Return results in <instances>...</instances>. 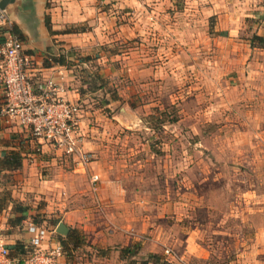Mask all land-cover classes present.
I'll return each instance as SVG.
<instances>
[{
    "label": "crops",
    "instance_id": "crops-1",
    "mask_svg": "<svg viewBox=\"0 0 264 264\" xmlns=\"http://www.w3.org/2000/svg\"><path fill=\"white\" fill-rule=\"evenodd\" d=\"M174 1L14 0L5 8L6 19L16 27L23 53L30 58L28 75L33 88L39 92L48 80H52L62 89L57 95L80 105L83 148L92 155L87 172L78 170L70 157L50 142L33 136L27 127L5 114L4 93L0 86V159L10 151L21 157V164L16 168L0 165V231L9 248L12 264H24L15 244L19 242L28 250L30 234L26 226L29 222L34 223V213L53 217L34 223L45 225L48 230L41 248L52 247L66 238L67 235L55 232L60 221L67 226L68 233L75 229L83 235L81 246H76L69 256L63 252L57 264H76L73 253L80 256L79 250L84 258L77 264H154L142 261L148 260L152 253L163 256V251L175 242L170 232L168 236L161 235L162 230L165 233L168 229L171 231V227L166 226L169 222H163V226L158 224L163 219L158 217L171 215L177 209L185 210L188 200L182 195L171 196L173 190L169 185L159 189L152 181L153 184H149L153 177L134 171L140 159L134 151L136 145L130 144L132 141L128 136L129 130L140 124L124 121V118L129 119L136 114L134 110L139 106L130 104L129 111L121 107L116 114L112 112L113 103L124 96L126 89L120 92V86L114 85L116 92L113 91V97L105 91L111 84L108 79L115 77L120 82L123 79L122 69H115L111 64L105 66L108 57L115 55L129 64L136 59L134 50L119 57L120 52L113 49L131 38H138L135 47L131 48L136 50V45L143 43L141 36L177 27L174 23L171 27L158 24L162 16L177 11L172 8ZM214 1L226 4L228 12L224 16L227 24L229 21L237 24L246 18L254 25L255 34L264 38V0ZM182 9L186 16V8ZM182 25L184 22L181 20L180 27ZM0 26L6 28V25ZM183 31H186L185 25ZM59 54L64 56V64L53 62L50 66L43 65L44 59ZM261 54V61L251 60L246 65L250 67V83H259L254 87L264 93V76L253 72L258 66L264 70V50ZM91 63H97L99 68L90 70ZM141 72L139 70L137 76ZM139 82V79L135 80V83ZM259 97H264V94ZM256 146L250 155L260 169V164L264 166V139H261L258 151ZM90 173L99 175L94 191L89 186ZM258 176L264 184V173H258ZM229 183L222 190L219 187L216 190L230 194L233 187ZM252 183V179L248 181L244 192L245 210L251 209L256 192L260 193V206L264 204L262 187L259 191L257 188L252 190ZM176 193L185 194L182 187ZM17 203L28 208L27 216L20 224L12 222L21 215L14 209ZM214 203L213 196L203 197L201 209L212 208ZM228 204L235 210L233 203L228 201ZM54 220H57L56 225ZM190 238L186 236V240ZM85 252H88L87 256ZM196 256L206 258L207 250H198Z\"/></svg>",
    "mask_w": 264,
    "mask_h": 264
},
{
    "label": "rangeland",
    "instance_id": "rangeland-1",
    "mask_svg": "<svg viewBox=\"0 0 264 264\" xmlns=\"http://www.w3.org/2000/svg\"><path fill=\"white\" fill-rule=\"evenodd\" d=\"M226 7L214 0H176L172 8L177 11L168 8L174 13L162 16L158 24L174 23L177 29L163 28L141 36L143 43L136 45V50L131 48L138 38L113 49L120 52L119 57L134 50L137 62L124 63L115 55L105 62V66L122 69L123 74L121 82L115 77L108 79L107 94L113 97L114 85L120 86V92L126 89L113 103L112 112L118 114L121 107L129 111L130 104L139 106L136 114L124 118L140 124L129 130L128 136L140 159L134 171L153 177L149 184L159 189L169 185L171 196L182 195L188 200L185 210L158 217L163 218L158 224L169 222L166 226L171 227L161 235L170 232L175 241L168 249L176 258L164 251L162 257L175 264H264V204L260 206L259 192L252 193L251 209H244L249 180L252 190L262 187L264 191L258 176L264 173V166L260 164L259 169L250 155L264 139V97H259L264 93L254 87L259 83H250L246 65L251 60L261 61L264 40L251 41L254 25L246 18L227 24ZM181 20L186 31L184 25L180 27ZM97 66L91 63L89 69ZM139 70L142 74L137 76ZM253 72L264 76L260 66ZM228 182L233 187L230 194L216 190ZM180 187L185 194L176 193ZM210 196L215 200L213 207L201 209L203 197ZM228 201L235 210L228 207ZM32 218L36 223L53 217L34 213ZM186 236L191 238L186 240ZM202 248L207 250L206 258L196 256ZM77 252L80 256L73 253L76 264L82 263L84 255Z\"/></svg>",
    "mask_w": 264,
    "mask_h": 264
},
{
    "label": "built area",
    "instance_id": "built-area-1",
    "mask_svg": "<svg viewBox=\"0 0 264 264\" xmlns=\"http://www.w3.org/2000/svg\"><path fill=\"white\" fill-rule=\"evenodd\" d=\"M0 25H6L0 48V86L4 93L5 114L27 127L33 136L50 142L70 157L78 170L87 172L92 155L83 148V134L79 126L80 105L57 95L62 89L52 80L36 92L28 75L30 58L23 53L22 41L10 32L11 23L4 11H0ZM88 181L90 188L96 190L99 175L90 173ZM26 230L30 237L29 253L24 258V264H57V259L63 254L61 244L41 248L48 230L33 222L27 224ZM164 252L171 259L176 258L170 249L166 248ZM12 261L0 231V264H12Z\"/></svg>",
    "mask_w": 264,
    "mask_h": 264
},
{
    "label": "trees",
    "instance_id": "trees-1",
    "mask_svg": "<svg viewBox=\"0 0 264 264\" xmlns=\"http://www.w3.org/2000/svg\"><path fill=\"white\" fill-rule=\"evenodd\" d=\"M4 31H5V29L3 27H0V43L4 42V36H3ZM10 32L12 34L16 35L21 40V37L17 33L18 31H17L16 27H14V24H11ZM254 40L263 41L264 38L259 36V35L253 34L251 37V41H254ZM53 62L64 64V62H65L64 56L59 54L58 56L46 58L43 61V65L44 66H50V64ZM101 86H103V84ZM20 164H21V157L15 151L8 152L5 157L0 159V165L7 166V168H16V167L20 166ZM14 209L17 211H20L21 215L19 217L14 218V220L12 222L14 224H20L21 221L26 218L28 208L17 203L15 205ZM34 220L35 219H33V221ZM53 223H54V225H56L57 220L56 221L54 220ZM76 232L77 231L75 229H71V231L67 234L66 238L60 242V244L63 248V252L66 256H69L71 254V252L75 249L76 246L82 244L83 239L78 238ZM70 245L72 246V248H70ZM15 249L19 253L18 255L21 257L19 259H21V260H24V259H22V257L23 256L26 257L29 253V251L27 249H24V247L19 245V242H17L15 244ZM124 250L126 251L127 249H123V251ZM148 257H149L148 260H145L142 262L147 263L148 261H151L154 264H175L172 261H169V260L165 259L164 257H162L160 254H155V253L153 254L152 253Z\"/></svg>",
    "mask_w": 264,
    "mask_h": 264
},
{
    "label": "water",
    "instance_id": "water-1",
    "mask_svg": "<svg viewBox=\"0 0 264 264\" xmlns=\"http://www.w3.org/2000/svg\"><path fill=\"white\" fill-rule=\"evenodd\" d=\"M14 0H0V11H4L7 5L13 3ZM55 232L60 234V235H67L68 233V228L63 222H59L57 226L55 227Z\"/></svg>",
    "mask_w": 264,
    "mask_h": 264
}]
</instances>
